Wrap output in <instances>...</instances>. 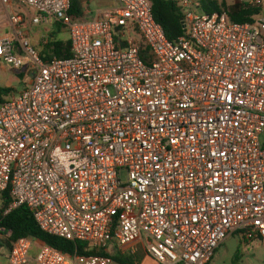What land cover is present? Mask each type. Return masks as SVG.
<instances>
[{"label": "built area", "instance_id": "built-area-1", "mask_svg": "<svg viewBox=\"0 0 264 264\" xmlns=\"http://www.w3.org/2000/svg\"><path fill=\"white\" fill-rule=\"evenodd\" d=\"M72 1L0 0L2 15L33 12L9 16L0 62L22 70L25 54L35 70L0 103V195L7 212L26 206L43 232L96 252L42 245L36 263L119 264L113 249L141 244L157 264H210L233 235L264 247V16L237 24L182 0L172 42L150 0L94 18ZM26 18L64 28L72 56H42ZM32 247L13 242L9 263L27 264Z\"/></svg>", "mask_w": 264, "mask_h": 264}, {"label": "trees", "instance_id": "trees-1", "mask_svg": "<svg viewBox=\"0 0 264 264\" xmlns=\"http://www.w3.org/2000/svg\"><path fill=\"white\" fill-rule=\"evenodd\" d=\"M87 0H73L72 14L78 18L84 16V2ZM153 3L155 19L160 23L168 39L172 42L177 41L184 35V14L180 1L178 0H150ZM203 14L227 13L231 20L237 24L254 23L255 20L264 15L263 3L239 1L232 5L225 2L220 4L214 0H203L200 4ZM52 52L60 59H68L72 56L70 41L55 42L50 45ZM20 76H22L20 74ZM12 88L0 87V103L14 94ZM3 207L0 210V229L10 232V239L13 242L28 238L40 242L42 245L49 246L65 254H78L83 256L94 255L96 252L89 251L88 245L83 242H70L58 237L51 236L43 232L37 225L32 213L26 206L7 212L12 203L10 194H1ZM102 255H105L102 253ZM119 264H135L131 256L120 255L113 257Z\"/></svg>", "mask_w": 264, "mask_h": 264}, {"label": "rangeland", "instance_id": "rangeland-1", "mask_svg": "<svg viewBox=\"0 0 264 264\" xmlns=\"http://www.w3.org/2000/svg\"><path fill=\"white\" fill-rule=\"evenodd\" d=\"M114 0H90L89 8L91 12L96 15L99 11L108 10ZM180 1V4L182 0ZM192 4V10L197 13H202L200 9L201 1L203 0H189ZM218 1L220 4L225 2L227 5H232L240 0H214ZM244 2H255L257 0H241ZM264 6V0H262ZM264 14V13H263ZM263 16V15H262ZM261 16V17H262ZM1 19L5 22H9V17L7 14H3ZM42 33L40 34L41 42L44 39L51 41V37L47 35L44 30L40 29ZM59 39H66L67 34L61 33L56 34ZM138 41H142L140 37H136ZM22 59L25 62V66L22 70H15L12 66L0 62V87L1 88H12L15 91V94H19L23 89L28 86L34 77L35 70L30 65L28 57L23 54ZM20 74L22 76H20ZM126 178V175H123V179ZM2 201V200H1ZM112 254L115 255L114 251ZM145 253H140V257H144ZM146 264H151L146 263ZM210 264H264V247L261 244H253L247 246L243 243L239 235H233L228 238L225 243L219 248L215 257L213 258Z\"/></svg>", "mask_w": 264, "mask_h": 264}, {"label": "crops", "instance_id": "crops-1", "mask_svg": "<svg viewBox=\"0 0 264 264\" xmlns=\"http://www.w3.org/2000/svg\"><path fill=\"white\" fill-rule=\"evenodd\" d=\"M257 1L262 2V0H257ZM89 2L90 0H87L84 2L83 8H84L85 16L87 18L97 17L102 11H99L96 15H94L91 12L90 8L88 7ZM116 2L117 0H114L112 6L116 5ZM15 12H23V13L25 12L29 16L33 15L32 11L20 6L17 3H14L12 7L10 8L9 13L7 14L8 17ZM87 12L89 13L87 14ZM1 17H2V14H0V33H2L3 35H11L13 31H12L10 21L5 22L1 19ZM41 28L44 30V32L47 35L51 37V41H47L46 39H44L43 42H41V39H40V34L42 33V31L40 30ZM25 32L31 42V45L42 56H46V57L49 56L51 53H53L51 52V48H50V45L52 43L69 41V35L67 31L61 26L53 25V26H48V27H36L31 24L28 18H26V22H25ZM62 32L67 34L66 39L64 38L59 39V37L56 36V34H61ZM2 207H3V203L1 201V195H0V210L2 209ZM12 244L13 243L10 239V234L5 232L4 229L1 228L0 229V264H10L9 256L12 251ZM41 247H42V244L40 242L33 240V247H32V250L30 251L29 261L27 264H37L36 258H37L38 252ZM137 248H138V252L136 253V255L131 256L134 259L135 264H146V263H150V261H151V264H157L154 260H152L150 257L147 256L145 249L141 244H138ZM131 249L132 247H129L127 249L128 250L127 252H130ZM112 251H114L115 255L112 254ZM112 251H111V254L113 257L124 255V252H121L117 249H113ZM140 253H145V256L141 258ZM125 256H130V255L127 253Z\"/></svg>", "mask_w": 264, "mask_h": 264}]
</instances>
